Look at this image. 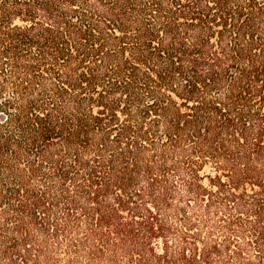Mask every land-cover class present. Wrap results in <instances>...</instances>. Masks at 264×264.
<instances>
[{"label": "trees", "instance_id": "16d2710c", "mask_svg": "<svg viewBox=\"0 0 264 264\" xmlns=\"http://www.w3.org/2000/svg\"><path fill=\"white\" fill-rule=\"evenodd\" d=\"M0 264H264V0H0Z\"/></svg>", "mask_w": 264, "mask_h": 264}]
</instances>
